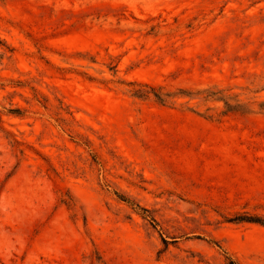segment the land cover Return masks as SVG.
<instances>
[{"label":"rangeland","instance_id":"obj_1","mask_svg":"<svg viewBox=\"0 0 264 264\" xmlns=\"http://www.w3.org/2000/svg\"><path fill=\"white\" fill-rule=\"evenodd\" d=\"M264 0H0V264H264Z\"/></svg>","mask_w":264,"mask_h":264},{"label":"trees","instance_id":"obj_2","mask_svg":"<svg viewBox=\"0 0 264 264\" xmlns=\"http://www.w3.org/2000/svg\"><path fill=\"white\" fill-rule=\"evenodd\" d=\"M238 221L253 222V223H258V224L264 226V220H260L259 218L242 216L241 218H238ZM229 264H233V262H229Z\"/></svg>","mask_w":264,"mask_h":264}]
</instances>
